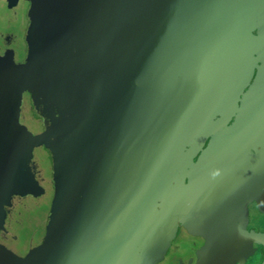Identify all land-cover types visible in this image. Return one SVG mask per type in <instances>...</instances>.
Segmentation results:
<instances>
[{"label": "water", "instance_id": "water-1", "mask_svg": "<svg viewBox=\"0 0 264 264\" xmlns=\"http://www.w3.org/2000/svg\"><path fill=\"white\" fill-rule=\"evenodd\" d=\"M81 1L76 4H84L86 36L113 37L114 12L105 0ZM167 3L157 23L156 2L141 0L135 9L142 15L119 54L84 58L91 75L85 85L56 69L58 50L40 54L39 79L59 106L60 138L68 141L75 167L73 214L61 229L72 238L83 232L64 241L62 263L111 264V256L129 254L127 264H152L179 224L209 219L228 226L239 212L235 201L258 178L264 162V70L256 75V67L264 63V0ZM74 4L38 0L36 14L52 22L46 40L56 38L60 45L72 30L65 14ZM149 47L168 56L145 63ZM146 64L152 68L148 79L142 73ZM230 123L201 157L190 196L194 156ZM182 148L187 150L181 156ZM166 205V215L130 229L140 216ZM111 228L126 230L106 237Z\"/></svg>", "mask_w": 264, "mask_h": 264}, {"label": "flooded vegetation", "instance_id": "flooded-vegetation-1", "mask_svg": "<svg viewBox=\"0 0 264 264\" xmlns=\"http://www.w3.org/2000/svg\"><path fill=\"white\" fill-rule=\"evenodd\" d=\"M77 1L65 14L72 30H67L59 45L56 38L45 39L44 33L52 22L36 14L38 0H0V264H67L62 263L64 241L83 233L80 230L72 238L61 229L73 214L75 167L68 141L60 138L59 106L39 79L40 54L48 48L58 50L53 58L56 69L85 85L91 75L84 58L96 55L109 60L118 55L134 33L131 26L142 13L135 9L141 0H105L108 10L114 12L113 37L89 38L85 33L88 18L84 4H76ZM154 1L153 15L158 23L170 5L169 0ZM97 47L101 52L95 53ZM153 48L149 47L144 54L145 63L156 56H168L166 52H153ZM260 70H264V63L257 65L256 75ZM151 71L149 64L142 68L147 79ZM230 125L212 134L194 156L187 177L190 196L194 194L193 177L201 157L207 155L213 141ZM243 191L241 200L235 201L239 212L230 228L220 227V222L215 224L209 219L181 223L163 255L152 264H264V162L257 180ZM169 211L168 205L153 209L140 216L139 224L129 228L154 222ZM208 225L221 231L218 232L225 236L226 245L215 244L222 248L218 250L211 244L206 253L194 245L195 236L187 235L186 239L182 231ZM125 230L111 228L105 235L110 237ZM220 240L218 237L219 243ZM246 250H251L250 258L238 260ZM128 256L113 255L111 264H127ZM73 263L78 261L70 262Z\"/></svg>", "mask_w": 264, "mask_h": 264}, {"label": "rangeland", "instance_id": "rangeland-1", "mask_svg": "<svg viewBox=\"0 0 264 264\" xmlns=\"http://www.w3.org/2000/svg\"><path fill=\"white\" fill-rule=\"evenodd\" d=\"M229 220V219H228ZM233 223V221L229 220L228 223V228H230V223ZM187 225V223L185 224ZM241 224H239L240 226ZM242 227V225H241ZM220 230L216 229L215 227H212L210 225L206 226V228L200 227V228H194V229H185L183 232V237H185L186 239L189 238L187 235H193L195 236V243L194 245H196L197 248H199L200 250H202L203 252L205 251L206 253L209 251L208 247L212 245H214L215 247L222 249L221 247L216 246L215 244H220L222 246H225V236L219 234ZM221 232V231H220ZM221 237V243H219L217 241V238ZM250 254H251V250H246V252H244V254L242 256H238V260L241 259H245L247 260L248 258H250ZM187 256V255H186ZM234 256H232L231 259H233ZM192 260V259H191ZM195 260V257H194ZM238 263H240L238 261Z\"/></svg>", "mask_w": 264, "mask_h": 264}]
</instances>
